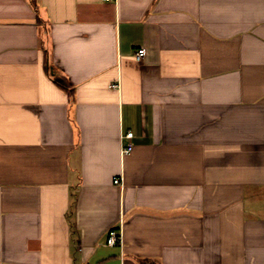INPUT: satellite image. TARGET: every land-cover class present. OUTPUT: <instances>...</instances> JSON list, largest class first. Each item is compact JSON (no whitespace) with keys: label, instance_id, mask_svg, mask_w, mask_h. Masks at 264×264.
Instances as JSON below:
<instances>
[{"label":"crops","instance_id":"obj_1","mask_svg":"<svg viewBox=\"0 0 264 264\" xmlns=\"http://www.w3.org/2000/svg\"><path fill=\"white\" fill-rule=\"evenodd\" d=\"M0 264H264V0H0Z\"/></svg>","mask_w":264,"mask_h":264},{"label":"built area","instance_id":"obj_2","mask_svg":"<svg viewBox=\"0 0 264 264\" xmlns=\"http://www.w3.org/2000/svg\"><path fill=\"white\" fill-rule=\"evenodd\" d=\"M112 1V0H110ZM145 55V50L140 49L136 53V59L138 61H142L144 59ZM117 87V86H113ZM122 140H125L126 143L122 144V150H121V155L122 157H126L127 155L131 154V152L134 149V134L132 132H128L124 137H122ZM116 185H122V180L121 179H116L114 181ZM106 244L108 247H122L124 246V237H123V231H122V226L120 228H114L109 231Z\"/></svg>","mask_w":264,"mask_h":264},{"label":"trees","instance_id":"obj_3","mask_svg":"<svg viewBox=\"0 0 264 264\" xmlns=\"http://www.w3.org/2000/svg\"><path fill=\"white\" fill-rule=\"evenodd\" d=\"M55 83L62 89L64 90L67 94L70 96L73 95V87L67 83L66 79L63 78H54Z\"/></svg>","mask_w":264,"mask_h":264}]
</instances>
